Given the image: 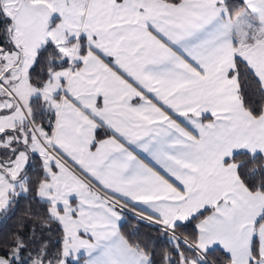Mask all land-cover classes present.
I'll return each mask as SVG.
<instances>
[{
	"label": "snow or ice",
	"instance_id": "snow-or-ice-1",
	"mask_svg": "<svg viewBox=\"0 0 264 264\" xmlns=\"http://www.w3.org/2000/svg\"><path fill=\"white\" fill-rule=\"evenodd\" d=\"M0 264H264V0H0Z\"/></svg>",
	"mask_w": 264,
	"mask_h": 264
}]
</instances>
